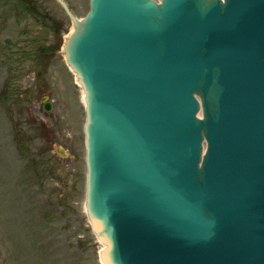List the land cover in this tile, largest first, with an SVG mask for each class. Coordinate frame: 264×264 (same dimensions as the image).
I'll return each instance as SVG.
<instances>
[{"label":"water","instance_id":"water-1","mask_svg":"<svg viewBox=\"0 0 264 264\" xmlns=\"http://www.w3.org/2000/svg\"><path fill=\"white\" fill-rule=\"evenodd\" d=\"M58 1L103 262L264 264V0Z\"/></svg>","mask_w":264,"mask_h":264},{"label":"rangeland","instance_id":"rangeland-1","mask_svg":"<svg viewBox=\"0 0 264 264\" xmlns=\"http://www.w3.org/2000/svg\"><path fill=\"white\" fill-rule=\"evenodd\" d=\"M65 1L78 18L90 9ZM72 29L56 0H0V264H102L85 209L83 91L62 53Z\"/></svg>","mask_w":264,"mask_h":264},{"label":"flooded vegetation","instance_id":"flooded-vegetation-1","mask_svg":"<svg viewBox=\"0 0 264 264\" xmlns=\"http://www.w3.org/2000/svg\"><path fill=\"white\" fill-rule=\"evenodd\" d=\"M26 100H28V101H32V92H29V94L26 96ZM14 102V101H13ZM41 102H43V104L44 103H46V101L43 99ZM0 104H2V102L0 103ZM11 109H12V107H11ZM10 109V110H11ZM12 114H14L13 112H11ZM12 119H13V117H12ZM16 119V118H15Z\"/></svg>","mask_w":264,"mask_h":264}]
</instances>
